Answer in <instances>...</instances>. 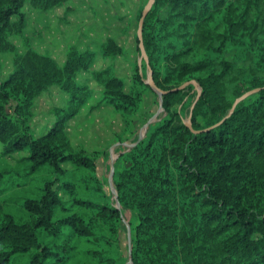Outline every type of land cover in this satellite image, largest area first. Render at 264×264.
<instances>
[{"label":"trees","instance_id":"trees-1","mask_svg":"<svg viewBox=\"0 0 264 264\" xmlns=\"http://www.w3.org/2000/svg\"><path fill=\"white\" fill-rule=\"evenodd\" d=\"M69 1L0 0V55L12 56L6 75L0 61V264H264V0H153L142 26L147 62L132 65L129 83L113 67L91 73L128 132L114 149L115 194L110 163L98 173L108 152L90 156L66 133L88 102L76 77L94 52L70 47L60 68L27 40L21 52L10 43L24 37L27 4ZM135 43L140 54L136 34ZM124 51L111 37L99 49L112 60ZM191 81L199 97L192 84L170 92ZM51 88L67 102L36 136L35 102Z\"/></svg>","mask_w":264,"mask_h":264},{"label":"rangeland","instance_id":"rangeland-1","mask_svg":"<svg viewBox=\"0 0 264 264\" xmlns=\"http://www.w3.org/2000/svg\"><path fill=\"white\" fill-rule=\"evenodd\" d=\"M141 2L142 0H70L61 7L46 11L27 4L23 9L26 15L24 37L10 39L18 52L25 49L24 40H27L34 49L51 56L60 68L70 47L94 52L91 70L76 77L77 82L90 91L88 102L67 123L66 133L74 148L82 149L90 156L98 157L102 152H108V160L105 162L100 158L98 162V173L101 177L107 175L105 166L110 163L111 157L116 158L114 149L119 144L117 137L124 140L128 137V132L122 133L123 123L120 116L100 102V89L91 73L104 67H113L115 73L129 83L132 65L141 66L140 54L136 51L137 31L134 20ZM107 37L115 39L125 49L123 57L112 60L101 56L99 49ZM0 61L6 75L11 69V54L2 53ZM152 101L151 97L143 104L137 116L138 123L152 109ZM66 102L67 95L58 88H51L36 100L32 118L36 136L52 125L54 109L65 107ZM154 114L159 113L156 111ZM7 161L14 165V159L8 158ZM107 182L110 189L109 181ZM0 206L3 204L0 203Z\"/></svg>","mask_w":264,"mask_h":264},{"label":"water","instance_id":"water-1","mask_svg":"<svg viewBox=\"0 0 264 264\" xmlns=\"http://www.w3.org/2000/svg\"><path fill=\"white\" fill-rule=\"evenodd\" d=\"M152 4H153V0H148L147 4L145 5V7H144V9L142 11V15H141V18H140V20L138 22L137 33H136L137 38L139 40L140 58H141V60L143 59L145 62H147V58H146V53H145V50H144V47H143V44H142V26H143L144 18L148 14V12H149ZM146 83L151 87V89L154 92L157 93L159 99H161V97L166 94V92H164V91H162V90H160V89H158L156 87L155 83L153 82V80H152V78L150 76H149V79L146 81ZM189 84L194 85V88H195V90H197L198 97H199L200 90L198 88V85L194 81L187 82V83L181 85L180 87H178L176 89H173L170 92L182 91ZM253 92L254 91H250V92L246 93L245 95H243V96L239 97L238 99H236V101L234 102V104L232 106V109L230 111V114L232 113V111L235 108V106H236L237 103L241 102L245 97H247L248 95L252 94ZM198 97H197V99H198ZM194 105H195V102L192 104L191 109L194 107ZM160 110H161V105H160V108L158 110V113H159ZM190 115H191V113H190ZM156 116H157V114L142 127V134L140 135V138L139 139H141L142 136L144 135V130H145L146 126L148 124H150V123H152V122L155 121ZM186 126L188 128H191V125H190V116H189L188 122L186 123ZM114 159L115 158L111 157V160H110V174H109V186H110V189H111L112 194H115V192H114V190L112 188V178H113V174H114V168H113ZM117 208H119V204H117ZM127 231H128V242H129V240H130V233H129L130 230H129V227L128 226H127ZM129 264H131V261H129Z\"/></svg>","mask_w":264,"mask_h":264}]
</instances>
